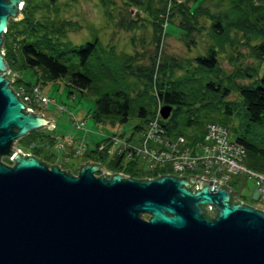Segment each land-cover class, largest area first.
<instances>
[{
  "label": "water",
  "instance_id": "water-1",
  "mask_svg": "<svg viewBox=\"0 0 264 264\" xmlns=\"http://www.w3.org/2000/svg\"><path fill=\"white\" fill-rule=\"evenodd\" d=\"M22 1L0 0V158L12 162L0 160V264H264V212L226 185L136 179L90 160L72 175L15 149L53 125L24 110L6 77L1 33ZM158 113L165 119L170 107Z\"/></svg>",
  "mask_w": 264,
  "mask_h": 264
},
{
  "label": "trees",
  "instance_id": "trees-1",
  "mask_svg": "<svg viewBox=\"0 0 264 264\" xmlns=\"http://www.w3.org/2000/svg\"><path fill=\"white\" fill-rule=\"evenodd\" d=\"M116 1L125 13V17H120V28L131 32L138 25H148L151 30L153 55L146 65L139 63L138 51L117 52L113 45H102L93 34L86 41L71 42L67 33L79 25L57 19V0H23L21 18H9L1 33V50L8 70L12 74L30 68L38 74L39 82L61 79L92 97L94 108L89 117L97 124H123L134 116L139 119L134 128L140 131L156 117L158 108L167 106L170 107L167 118H157L168 139L182 136L193 143L202 138L207 123L220 125L242 146L243 166L264 174V0H228L229 7L224 12L210 11L203 5L207 0H99L105 16L111 17L109 8ZM201 18L208 20L212 40L203 54L191 59L160 55L162 40L169 36L166 31L169 24L176 27V37L188 46L194 44L193 34L203 31ZM230 34L241 41L230 38ZM234 43L244 46L255 63L233 64L231 71L226 72L220 67L217 53L223 51L224 44ZM227 57L229 62L236 60L234 56ZM148 102L153 103L151 108ZM235 117H241L246 127H260L255 141L245 137L246 129L237 132L232 126L229 130L227 123ZM41 136L36 130L17 142L37 153L42 147L31 142ZM52 138L49 135L48 141H53ZM71 144L75 143L67 145ZM92 153L89 150L87 155ZM110 154L114 157L104 167L117 173L114 170L125 161V156ZM96 157L102 160L105 153ZM2 159L9 162L8 157ZM123 172L129 177L138 176L127 167Z\"/></svg>",
  "mask_w": 264,
  "mask_h": 264
},
{
  "label": "rangeland",
  "instance_id": "rangeland-1",
  "mask_svg": "<svg viewBox=\"0 0 264 264\" xmlns=\"http://www.w3.org/2000/svg\"><path fill=\"white\" fill-rule=\"evenodd\" d=\"M57 5L59 10L57 19H68L79 25L78 29H73L67 33V38L71 42L80 43L86 41L90 39L93 34L98 37L102 45H113L117 52L132 53L134 50L138 51L140 54L139 63L143 65H146L148 58L153 55V44L150 39L151 30L148 25H138L131 32L123 30L118 26L119 20L121 19L120 17H125L123 7L119 1H116L115 5L109 8L111 14L110 18L104 15L99 0H57ZM203 5L212 12H224L229 7V2L228 0H207ZM20 8H18L19 11ZM18 19L19 18L16 17V20ZM200 24L204 27L203 31L199 34H193L192 38L194 44L188 46H186L179 37H176L178 35L176 27L173 24H169L166 30L169 36H165L162 40L160 55L167 54L180 59H191L195 55L203 54L204 48L212 44V40L209 37L208 20L201 18ZM132 36L133 39L131 40ZM229 37H235L236 40L241 41L235 34H230ZM229 55L234 56L236 60L229 62L227 57ZM217 58L220 67L226 72L231 71L233 64L244 66V64L253 65L255 63L249 58L248 50L239 43H234L232 45L224 44L223 51L217 53ZM263 65L264 63L262 66ZM10 72L9 70V74ZM12 73H15V79L19 80V82L15 81L14 84H21V88L24 91H28L30 86H37L40 93L49 100L44 106L42 104H36V102H39L35 99L30 102L34 104V113H41L46 119L53 122L52 129L44 127L38 130L42 135L39 137L41 140L37 137L36 141L31 143L42 147L39 152L40 158L45 159L47 163L57 165L62 170H69L72 175H76L79 165L89 159L92 162L102 165L105 169L104 166H106L109 159L114 156L112 154H105L102 160H97L96 155L104 153V150L99 149L98 145H96L101 139L114 134L119 139L130 137L131 139L128 138V142L130 143V141L133 142L135 140L137 134L143 131H138L134 128V126L139 123V119L134 116L123 124L101 125L95 123L93 119L89 117L94 108L93 98L68 86L61 79L45 83L39 82L38 74L30 68L17 70ZM12 86L15 87L14 85ZM233 99L235 100V98ZM31 104L30 107L33 106H31ZM152 105L153 103L149 104L148 102L147 106L151 108ZM75 124L80 127L77 128ZM227 126L230 131L232 126L236 127L238 130L237 132L246 129L248 132H246L245 137L252 141H255L256 134H260V127L257 125L246 127L245 121L241 117L233 118L227 123ZM147 129L150 131V128L147 127ZM49 135L55 137L53 141H48ZM131 135H134L135 138L131 137ZM58 136L62 139L64 136H73V142L75 144H73V146L72 144L63 146L62 142H59L57 139ZM18 139L13 142L15 147L21 146V144L17 142ZM104 142L105 141H103L100 146H102ZM60 144L63 147L58 148ZM157 145L159 146L161 144ZM21 147L22 148L19 147L21 150L27 152L26 147ZM163 147L164 146L161 145L159 148ZM110 148L111 146H108L107 150ZM89 150H93L92 155H87ZM146 159L147 157L136 158L137 161L126 162L123 166L118 167L114 171L126 174L123 170L127 167L131 171H135L141 178L153 177L156 174H173L172 166L162 164L161 168L156 167L154 162H150L151 160L147 162ZM243 161L244 158L242 159V164ZM191 170L192 169L183 168L181 172L185 175L186 173H190ZM196 172L201 171L199 170ZM253 172L257 173L254 170ZM221 173H223L222 170L219 171L218 176ZM227 173H229L230 177L226 180V184L236 192V199L246 205L254 207V191L257 189L259 179L245 172L236 174ZM99 175L104 176V174H100L99 172L94 173V176ZM204 177L206 178V176ZM144 216L146 215H143V217Z\"/></svg>",
  "mask_w": 264,
  "mask_h": 264
},
{
  "label": "built area",
  "instance_id": "built-area-1",
  "mask_svg": "<svg viewBox=\"0 0 264 264\" xmlns=\"http://www.w3.org/2000/svg\"><path fill=\"white\" fill-rule=\"evenodd\" d=\"M18 8H20V5ZM6 76L7 78L9 76L11 80L10 86L17 98L23 103L25 111L28 109L30 112L34 113V104L30 103L33 99L39 102H36V104H42L43 106L49 102V100L40 93L38 87L30 86L28 91H24L21 88V84H14L15 81H17V79H15V73L9 74L8 70ZM30 104L33 106L30 107ZM157 116L156 114V117L146 123L140 135L135 136L136 138L132 136L135 138L133 142H128V138L131 139L130 137L119 139L117 137L108 136L104 139L105 142L102 146H100V144H102L103 141L97 144L98 148L104 150L106 155L112 152L118 155H124L126 162H133L136 158L147 157V162L151 160L150 162H154L156 167L161 168L162 164L170 165L173 168V175L177 177L184 176V173L181 172L183 168L192 169L190 173H186L185 175H192L193 179L197 177L206 181L210 180V186H212L213 181H215L217 182L216 187L219 186V184L227 186L226 180L230 177L227 172L234 174L245 172L259 179L257 189L254 191V207L264 212V174L254 173L243 166V148L228 135V131L224 127L214 123H207L202 138L196 142L189 143L185 141V138L182 136L168 139V137L164 135L165 132L162 129L164 126L159 122V117L157 118ZM75 125L77 128L80 127L77 126V124ZM147 127L150 128V131ZM57 139H59V142H62L63 146L69 144V142H73V137L64 136L63 139L60 137ZM157 144H161L164 147L159 148L161 145L158 146ZM63 146L60 144L58 148ZM108 146H111L109 150H107ZM15 149L22 155L29 154L20 148L15 147ZM125 161L121 163V166L126 163ZM199 170L201 172H196ZM221 170L223 173L218 176ZM204 176H206V178Z\"/></svg>",
  "mask_w": 264,
  "mask_h": 264
},
{
  "label": "flooded vegetation",
  "instance_id": "flooded-vegetation-1",
  "mask_svg": "<svg viewBox=\"0 0 264 264\" xmlns=\"http://www.w3.org/2000/svg\"><path fill=\"white\" fill-rule=\"evenodd\" d=\"M32 132V131H31ZM28 134V133H27ZM27 134H25V135H27ZM24 135V136H25ZM23 137V136H22ZM15 142V141H14ZM27 152L28 153H30L32 156H34V157H36V158H39L41 161H43L41 158H40V154H39V152H37V153H34L33 151H32V149H27ZM3 158V157H2ZM2 158H0V160H2L3 161V159ZM6 163H8V164H12V162L11 161H9V162H6ZM119 173V172H118ZM121 174H123V173H121ZM169 174H171V173H169ZM124 175H126V174H124ZM159 175H162V174H156L155 176H153V177H144V178H155V177H157V176H159ZM171 175H173V174H171ZM128 176V175H127ZM173 176H175V175H173ZM183 177H187V175H184ZM132 178H136V179H141V177H139V176H133ZM194 186H196V183H194L193 184V187ZM209 187H210V185H209ZM212 187V186H211ZM189 189L190 190H193L194 188H192V187H189ZM206 209H208V208H206ZM145 220L148 218V216L146 215V216H144L143 217Z\"/></svg>",
  "mask_w": 264,
  "mask_h": 264
},
{
  "label": "crops",
  "instance_id": "crops-1",
  "mask_svg": "<svg viewBox=\"0 0 264 264\" xmlns=\"http://www.w3.org/2000/svg\"><path fill=\"white\" fill-rule=\"evenodd\" d=\"M54 137V136H53Z\"/></svg>",
  "mask_w": 264,
  "mask_h": 264
}]
</instances>
